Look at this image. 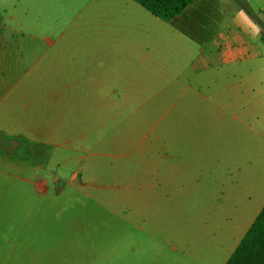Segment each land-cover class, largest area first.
<instances>
[{"label": "crops", "instance_id": "1", "mask_svg": "<svg viewBox=\"0 0 264 264\" xmlns=\"http://www.w3.org/2000/svg\"><path fill=\"white\" fill-rule=\"evenodd\" d=\"M142 103H168L167 119H183L156 132L151 152L160 134L181 132L185 156L198 153L182 167L207 154L210 166L247 174L264 167V0H194L167 22L134 0H0V134L79 142L112 118V104H122L119 115L123 104ZM0 163L16 166L4 154ZM154 178H137L150 185L136 198L151 196ZM202 178H181L184 196ZM105 226L103 252L111 256L128 225L119 224L118 235ZM121 255L103 264H120Z\"/></svg>", "mask_w": 264, "mask_h": 264}, {"label": "rangeland", "instance_id": "2", "mask_svg": "<svg viewBox=\"0 0 264 264\" xmlns=\"http://www.w3.org/2000/svg\"><path fill=\"white\" fill-rule=\"evenodd\" d=\"M112 106V118L79 142L36 131L0 134V155L16 164L0 163V264H103L115 253L120 264H223L233 252L264 205V167L247 174L210 166L208 154L201 165L182 167L198 153L185 156L181 132L160 134L151 152L156 132L182 126L183 119H167L170 104H123L119 115L122 104ZM152 174L151 196L136 198L150 185L137 178ZM197 175L205 182L184 196L181 178ZM105 223L111 235L128 225L111 256L103 252Z\"/></svg>", "mask_w": 264, "mask_h": 264}, {"label": "trees", "instance_id": "3", "mask_svg": "<svg viewBox=\"0 0 264 264\" xmlns=\"http://www.w3.org/2000/svg\"><path fill=\"white\" fill-rule=\"evenodd\" d=\"M163 21L180 15L194 0H134ZM248 15L256 19L247 9ZM225 264H264V206Z\"/></svg>", "mask_w": 264, "mask_h": 264}]
</instances>
